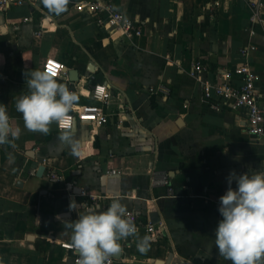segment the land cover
Listing matches in <instances>:
<instances>
[{"label":"crops","instance_id":"obj_1","mask_svg":"<svg viewBox=\"0 0 264 264\" xmlns=\"http://www.w3.org/2000/svg\"><path fill=\"white\" fill-rule=\"evenodd\" d=\"M89 1L67 0L61 12L42 0L0 8V104L20 129L0 144V264H78L60 245L71 243L63 221L77 219L91 195L100 210L119 196L137 215L136 234L109 255L114 264H231L214 244L219 197L231 170H261L264 139L247 132L244 110H214L201 80L216 84L220 69L248 61L264 107V7L252 21L249 0H115L143 26L130 40L99 25ZM50 58L65 65L54 78L78 94L73 108L93 103V86L107 84L106 125L60 130L54 122L47 134L24 127L15 109L28 94L24 74L44 71ZM197 62L207 68L199 77L192 74ZM71 70L79 81L70 80ZM49 169L60 183L51 182ZM153 171L167 172L169 185H152ZM148 222L163 236L152 240Z\"/></svg>","mask_w":264,"mask_h":264},{"label":"clouds","instance_id":"obj_2","mask_svg":"<svg viewBox=\"0 0 264 264\" xmlns=\"http://www.w3.org/2000/svg\"><path fill=\"white\" fill-rule=\"evenodd\" d=\"M66 2L42 0L56 12L63 11ZM24 75L28 94L20 96L15 103L16 111L23 116L24 127L43 134L49 132L54 122L65 127L69 112L79 100L78 94L46 70ZM19 134L20 129L10 125L7 110L0 104V144ZM226 180L228 188L218 202L222 218L215 229V247L231 264H264V165L259 171L238 174L231 170ZM77 206L75 200L69 205L76 210ZM77 212V219L65 220L63 224L71 231V244L80 257L79 264H106L109 255L120 250V241L136 234L135 224L119 196L113 197L105 210L92 205ZM147 243L148 238H144L138 244L141 253L147 251Z\"/></svg>","mask_w":264,"mask_h":264},{"label":"built area","instance_id":"obj_3","mask_svg":"<svg viewBox=\"0 0 264 264\" xmlns=\"http://www.w3.org/2000/svg\"><path fill=\"white\" fill-rule=\"evenodd\" d=\"M249 1L252 6L251 20H260V10L264 7V3L259 0ZM13 2L23 4V0H0V8L5 9ZM85 4L95 16L98 24L110 30L112 34H119L130 40L143 35L144 30L141 21L120 11L115 0H91ZM242 55L248 57L249 50H242ZM64 69L65 65L55 58L48 59L44 65V70L48 71L53 77L60 76ZM206 70L205 63L197 62L193 65L192 74L199 77ZM218 75L221 81L216 84L208 79L201 80L204 98L216 111L222 110L224 106L233 110H244L247 132L257 140L264 139V107L260 104L259 74L247 61L234 69L222 68L219 70ZM162 90L168 91L165 87ZM90 97L94 102L73 108L67 116L66 126L58 127L60 130H71L78 122L95 127H102L108 123L109 115L106 113L104 106L109 103L111 92L107 84L94 85L90 91ZM46 163L47 159H44L43 164ZM110 173L118 175L121 174V171L112 170ZM48 174L52 183L58 184L62 181V176L56 170L49 169ZM151 174L152 185H169L167 172L153 171ZM168 191L172 193L173 189L168 187ZM89 198L92 204H84L85 207L97 205V196L91 195ZM127 214L133 222L137 221V215L134 212L127 211ZM146 231L152 240H157L164 234L163 229L153 222H148ZM60 245L73 252L75 262L79 264L80 257L72 244L61 243ZM114 261L115 258L109 256L106 264H114Z\"/></svg>","mask_w":264,"mask_h":264},{"label":"water","instance_id":"obj_4","mask_svg":"<svg viewBox=\"0 0 264 264\" xmlns=\"http://www.w3.org/2000/svg\"><path fill=\"white\" fill-rule=\"evenodd\" d=\"M69 77H70V80H71L72 82H77V81L80 80V75L78 74V71H76V70H71V71L69 72ZM76 125H77V124L75 123V126H74V127H76ZM45 170H46V167L43 166V165H41L40 168H39V170H38L37 175H38V176H43ZM116 253H117V252H114V253H112V254H110V255L117 256Z\"/></svg>","mask_w":264,"mask_h":264}]
</instances>
